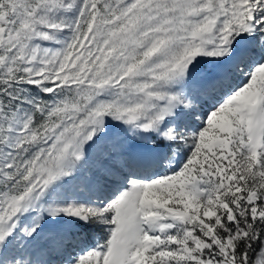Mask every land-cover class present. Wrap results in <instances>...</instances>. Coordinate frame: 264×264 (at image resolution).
I'll use <instances>...</instances> for the list:
<instances>
[{"label":"snow or ice","instance_id":"1","mask_svg":"<svg viewBox=\"0 0 264 264\" xmlns=\"http://www.w3.org/2000/svg\"><path fill=\"white\" fill-rule=\"evenodd\" d=\"M0 264H264V0H0Z\"/></svg>","mask_w":264,"mask_h":264},{"label":"trees","instance_id":"2","mask_svg":"<svg viewBox=\"0 0 264 264\" xmlns=\"http://www.w3.org/2000/svg\"><path fill=\"white\" fill-rule=\"evenodd\" d=\"M253 258H255V257H253Z\"/></svg>","mask_w":264,"mask_h":264}]
</instances>
